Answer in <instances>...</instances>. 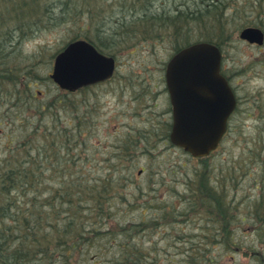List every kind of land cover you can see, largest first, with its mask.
<instances>
[{"label": "rangeland", "instance_id": "374dc122", "mask_svg": "<svg viewBox=\"0 0 264 264\" xmlns=\"http://www.w3.org/2000/svg\"><path fill=\"white\" fill-rule=\"evenodd\" d=\"M130 1L0 0V65L28 66L27 79L33 83L30 88L27 87V82L21 87L27 92L28 96H26L34 108L31 110L33 125L40 126L35 142L38 147L42 145L44 148V145H47L44 153L48 160L46 157H42L38 161L51 163L48 165L51 167V171L43 172L44 180H49L48 182L41 180L40 183L43 182L41 188L45 186L54 192L57 189H62L61 183L54 182L56 179L64 178V175L59 173L58 167L67 165L66 160L71 152L80 151L83 158L80 173H84L86 178L102 177L106 172L104 168L107 165H111L113 169L119 168L120 170L117 171L120 177L119 183L115 181V193L106 204L104 212L92 208L93 214L89 215L87 220L91 218L93 222L100 221L103 216L100 222L107 225L109 230L120 229L118 226L120 224H135L147 220L150 226L141 228L142 230L139 232L141 236L136 241H143L144 247H147L149 261L153 264H185L187 260L182 258L180 252L186 249L184 244L188 245L186 241L191 239L188 230L193 229L196 235L197 240L192 242L193 245L196 244V241L201 244L206 242L202 237L206 238L208 233L205 232L208 231L204 228L200 217L192 214L180 216V219H184L186 224L180 222V219L179 223L175 225L174 222L155 224L153 219L158 216V206L171 204L178 212L184 213V203L178 199L177 192H181L188 186L186 185L187 181L192 189L198 188V186L202 187L208 184L205 180L221 171L222 173H232L237 178L235 182L237 187L232 188L233 193L231 194L234 197L233 204L237 206L238 212L248 214V209L258 200L255 197L257 193L264 195L262 191V189L264 190V177H261L260 168V162L264 156V151H261V148L264 147V45L260 47L243 43L237 38L238 30L241 28L238 26L233 30V38L223 47L224 66L232 76L240 103L230 120V131L225 136L221 147L208 161L200 163L199 160L192 159L181 150L167 144L163 129L168 124L165 119L170 117L163 72L168 57L175 50L173 42L160 40L159 37L149 42L139 40L133 34L130 38L125 35L129 38L126 41L129 43L127 46L125 42L122 45L118 44L117 38L111 39L110 36H104L102 32L101 25L104 22L117 18L121 14L129 17L132 22H136L137 19H134L135 16L132 14L136 15L140 11L142 15V6L135 2L134 9L129 10ZM160 1H166V4H169L165 8L171 13L176 11V7L180 6V3L185 2V0H155L152 6L159 11L163 8L158 6ZM192 1L190 0V2ZM88 7L95 9L90 12H95L98 9L97 13L101 15L98 17L101 19L98 26L89 24L85 28L84 20L78 21L84 17L85 9ZM147 13L153 14L154 12L147 10ZM19 14L20 16L26 15L25 25L19 32V34L27 35L26 41L19 46V49L1 59L3 56L1 53L4 52L3 40L9 36L6 32L14 33L11 30L16 24L14 19ZM139 20L138 22H140ZM27 21L31 22L28 27L26 26ZM131 24L128 23L127 26H131ZM78 29L80 31L82 29V31L79 33ZM200 29L202 28H198L196 31ZM193 34L196 35V32ZM78 36H87L98 46L102 45L100 47L106 52L114 54L117 68L111 80L93 86L86 93L87 103L94 108L92 116H95L94 126L86 132V135L82 136L84 140L82 146L77 147L72 143L61 141H57L54 145L51 143L49 131L45 129L47 125H50L53 117L60 114L61 127L70 132L76 124L72 115L74 112L63 108L62 104L58 103L62 94L49 78V73L56 52L66 42ZM165 38L168 36L165 35ZM123 45L125 46L123 47ZM9 86L11 88L12 83H3L2 90ZM28 89L34 97L29 95ZM6 99L5 96L3 100ZM43 104L53 106L45 107L42 114L39 110ZM4 105V102H0L1 116L13 109ZM80 110L84 111L85 107L79 101L78 111ZM1 120L0 158L3 153H6L8 136L11 135L14 140H17L20 127L16 120L10 125L13 128L7 126L5 117H1ZM151 125H155V131L150 138L153 145H147V150L144 152L138 151V156L134 159H119L117 155L118 141L123 139L128 132L133 133L136 130L139 131L142 126L151 127ZM77 133L79 132L74 134ZM81 133L83 134V132ZM143 144L145 143L139 145ZM105 158H110V160L107 161ZM262 165L264 166V164ZM140 168L144 169L141 174L138 173ZM75 171H77L76 168ZM259 181H261V188L256 187V183ZM69 188L74 190L75 187ZM46 191L45 188L42 189V193H40L42 198L46 197ZM117 191L127 195L129 200L124 201L119 198L116 195ZM203 191L206 189L204 188ZM191 195L193 196V193ZM106 199V197L103 198V200ZM37 201L36 210L49 212L50 206L44 205L46 201L40 199ZM16 207L17 205L13 209H17ZM75 207L76 213L80 212L77 203ZM165 210L173 209L166 208ZM173 214L170 212L168 216L173 217ZM94 215L96 218H93ZM243 223L244 225L242 223L233 225L232 222H228L230 230L232 227L235 229L234 234L237 235L239 231L243 232L242 242L238 240L241 242V249L233 248L236 251L233 253L228 251V253L226 249L214 245L211 255L219 259L217 260L220 261L219 264H263V260L260 261L261 253L258 251L264 248V228L259 229L258 226L246 220ZM90 225L91 228L95 226ZM195 228L197 229L195 230ZM107 233L108 235L105 232L92 235L94 242L91 253H95L96 257L91 258V262L96 261L94 264H107L110 259H116L119 256L121 245L124 243L121 241L122 234L115 238L110 234V231ZM180 234H183V238ZM261 235H263L262 240L259 239ZM105 242L108 244L106 245ZM49 245V250L54 248L53 242H50ZM249 246H254V248L251 249Z\"/></svg>", "mask_w": 264, "mask_h": 264}, {"label": "trees", "instance_id": "16d2710c", "mask_svg": "<svg viewBox=\"0 0 264 264\" xmlns=\"http://www.w3.org/2000/svg\"><path fill=\"white\" fill-rule=\"evenodd\" d=\"M154 1L131 0L129 10L134 9L135 2H137L139 6H142V15L140 11L135 15V19L138 17L136 22L120 18L116 22L103 23L101 29L104 36H110L111 39L117 38L118 44L122 45L133 34L139 40L151 42L160 36L163 38V33L167 31L170 40L176 46L187 43L191 33L202 28L197 31L198 39L204 38L221 46L229 43L233 38L234 28H238V26L252 25L264 31V0H193L192 2L185 0L176 7L174 13L166 10L165 7L169 5L166 4V1H160L158 4L159 7H163V11L154 9L152 6ZM161 2L163 3L161 4ZM147 10L154 13L148 14ZM24 18L25 15L20 16V14L17 18L15 17L16 24L11 30L14 33L8 32V38L3 40L4 52L1 53L3 55L1 59L15 51L25 39L24 37H27L22 33L19 34L25 25ZM139 18L141 19L139 20ZM30 23L27 21L26 26L28 27ZM128 23H132L131 26H127ZM87 24L89 25V23ZM231 27L233 29H230ZM0 66V102H4L6 107L13 108L6 115H0V123L2 122L1 117H5L7 126L10 127L15 120L20 125L17 140H14L11 135L8 136L9 148L13 149L11 155L0 158V264H94L96 261L91 262V258L96 257L95 253H91L93 236L104 232L108 235L109 231L115 238L122 234L121 241L124 243L121 245L119 256L116 259H110L107 264H153L149 261L148 251H146L148 249L144 247L143 241H136L141 236L139 234L141 228L150 226L147 220L135 224H120L118 230H109L107 225L100 222L103 216L100 221L93 222L91 218L87 220L89 215L93 214L92 208L104 212L106 204L115 193V181L119 183L120 177L117 172L120 170L119 168L113 169L111 165H107L104 168L106 172L102 177L86 178L84 173H80L83 162L80 151L71 152L66 160L67 165L58 167L59 173L63 174L64 178L56 179L54 182L61 183L62 189H57L54 192L45 186L41 188L43 182H40L45 178L43 172L51 171V167L48 166L51 163L38 161L47 156L44 153L47 145H44V148L42 145L35 146L36 133L39 132L40 126L33 125L31 110L34 108L27 98V92L21 87L27 82L26 85L30 88L33 83L27 79L28 66L18 67L16 64ZM5 82L12 83V86L2 90V85ZM28 91L29 95L34 97L30 89ZM84 94L70 99L67 94L61 95L58 103L62 104L63 108L74 112L71 114L74 116L76 126L72 127L71 132L64 130L59 121L61 116L58 113L60 117L56 115L49 123L51 126L45 127L51 135L52 144L55 145L57 141H61L72 143L77 147L82 146L84 142L82 136L86 135V132L94 126L95 116H92ZM5 96L7 99L3 100ZM79 101L81 105H84V111H78ZM52 106L43 104L40 106L39 112L43 114L42 110L45 107ZM154 131V128H150L149 130L140 129L133 133H126L124 138L118 141L117 155L119 159L131 160L137 157L138 151L143 152L146 145L151 143L150 138ZM75 132H83V134L75 135ZM140 143H145L143 148L139 147ZM262 149L264 150V147ZM18 150H21V161L15 156ZM105 159L110 160V158ZM46 160H48L47 157ZM260 163L261 177H264V166L262 165L264 156ZM48 180L44 181L48 182ZM236 181L235 175L229 172L222 173V171L205 180L208 184L195 189H192L187 181L186 185L188 186L181 192H177L178 199L184 203V213L178 212L171 204L158 206V216L153 219L155 224L174 222L175 225L179 223L180 216L192 214L200 217L204 228L208 231L205 232L208 233L207 237H202L206 242L201 244L196 241V244L193 245L192 242L197 240L196 235L193 229L188 230L191 239L186 241L188 245L184 244L186 249L180 252L182 258L187 260L185 264H219L220 261H217L219 259L211 255L215 244L231 253L236 251L233 248H242L240 243L243 240L241 237L243 232L239 231L237 235L234 234L235 229L232 227L230 230L228 222H232L233 225L239 223L244 225L245 220L255 221L259 229L264 228V195L257 193L255 197L258 200L248 209V214L240 213L237 206L233 204L234 197L231 194ZM71 186L75 187L74 190L68 189ZM203 187L206 191H203ZM256 187H262L261 181L256 183ZM43 188L47 190L45 198L40 195ZM262 191L264 193L263 189ZM204 192H206L205 195H202ZM30 195L32 196L28 197ZM116 195L124 201L129 200L127 195L120 194L118 191ZM55 197L61 200H56ZM104 197L107 199L103 200ZM38 199L46 201L44 205L50 206L49 212L35 209ZM76 203L77 208L80 209L78 213H76ZM16 205L17 209H13ZM166 208L173 210H165ZM170 212L174 213L173 217L168 216ZM93 218H96L95 215ZM180 222L186 224L184 219H180ZM90 224L95 226L91 228ZM181 230L183 229L181 228ZM113 231L115 233H112ZM176 235L178 234L176 233ZM180 235L183 238V234ZM262 236H259V239ZM182 241L185 240L182 239ZM50 242L54 243V248L51 250H49ZM105 244L107 245L108 242ZM113 244L115 243L113 242ZM249 248L253 249L254 246H249ZM263 251L264 248L260 249L258 253H261L260 261L262 259L264 264Z\"/></svg>", "mask_w": 264, "mask_h": 264}, {"label": "water", "instance_id": "95a60500", "mask_svg": "<svg viewBox=\"0 0 264 264\" xmlns=\"http://www.w3.org/2000/svg\"><path fill=\"white\" fill-rule=\"evenodd\" d=\"M240 37L261 42V32L244 29ZM219 50L207 43H197L182 50L168 67L167 82L174 105L175 133H180L186 148L195 155L206 154L222 135L227 114L234 106V96L219 74ZM113 60L99 54L86 41L70 43L55 59L51 77L63 88L82 85L109 77Z\"/></svg>", "mask_w": 264, "mask_h": 264}]
</instances>
